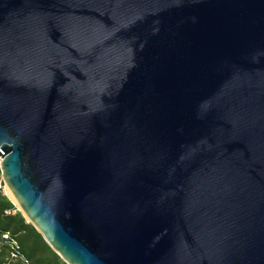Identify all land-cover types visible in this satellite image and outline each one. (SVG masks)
Wrapping results in <instances>:
<instances>
[{
  "label": "water",
  "instance_id": "obj_1",
  "mask_svg": "<svg viewBox=\"0 0 264 264\" xmlns=\"http://www.w3.org/2000/svg\"><path fill=\"white\" fill-rule=\"evenodd\" d=\"M0 159L66 264H264V0H0Z\"/></svg>",
  "mask_w": 264,
  "mask_h": 264
},
{
  "label": "trees",
  "instance_id": "obj_2",
  "mask_svg": "<svg viewBox=\"0 0 264 264\" xmlns=\"http://www.w3.org/2000/svg\"><path fill=\"white\" fill-rule=\"evenodd\" d=\"M0 264H66L2 190Z\"/></svg>",
  "mask_w": 264,
  "mask_h": 264
},
{
  "label": "built area",
  "instance_id": "obj_3",
  "mask_svg": "<svg viewBox=\"0 0 264 264\" xmlns=\"http://www.w3.org/2000/svg\"><path fill=\"white\" fill-rule=\"evenodd\" d=\"M0 163H1V159H0ZM6 187L7 186H6V183H5L4 179H3L2 169H1V166H0V190L4 191V193H5Z\"/></svg>",
  "mask_w": 264,
  "mask_h": 264
},
{
  "label": "rangeland",
  "instance_id": "obj_4",
  "mask_svg": "<svg viewBox=\"0 0 264 264\" xmlns=\"http://www.w3.org/2000/svg\"><path fill=\"white\" fill-rule=\"evenodd\" d=\"M5 194L15 203V205L17 206L18 210L19 209V206L17 205L16 201L14 200L12 194L10 193V190L6 187V191H5Z\"/></svg>",
  "mask_w": 264,
  "mask_h": 264
},
{
  "label": "bare ground",
  "instance_id": "obj_5",
  "mask_svg": "<svg viewBox=\"0 0 264 264\" xmlns=\"http://www.w3.org/2000/svg\"><path fill=\"white\" fill-rule=\"evenodd\" d=\"M11 193V192H10Z\"/></svg>",
  "mask_w": 264,
  "mask_h": 264
}]
</instances>
